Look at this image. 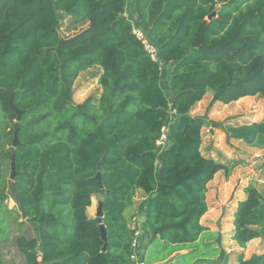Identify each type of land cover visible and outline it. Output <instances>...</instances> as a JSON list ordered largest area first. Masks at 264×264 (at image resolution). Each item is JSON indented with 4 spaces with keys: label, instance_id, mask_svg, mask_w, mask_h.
<instances>
[{
    "label": "trees",
    "instance_id": "trees-1",
    "mask_svg": "<svg viewBox=\"0 0 264 264\" xmlns=\"http://www.w3.org/2000/svg\"><path fill=\"white\" fill-rule=\"evenodd\" d=\"M127 2L0 0V242L15 214L4 205L12 186L26 217L17 227L34 232L14 239L21 264H129L137 191L146 197L141 217L153 246L139 261L230 264L220 238L204 241L213 235L200 220L207 184L220 171L228 179L238 162L205 157L201 131L220 129L264 151V118L233 126L190 112L207 93L211 104L258 96L264 105V0H132L155 60L125 18ZM62 25L75 34L60 36ZM161 66L171 67L167 90ZM95 67L99 96L75 104V80ZM16 125L18 145L6 150ZM12 154L16 174L5 183ZM243 192L231 239L241 249L260 239L263 251L239 254L236 264H264V197L253 181ZM97 196L105 241L87 216Z\"/></svg>",
    "mask_w": 264,
    "mask_h": 264
},
{
    "label": "rangeland",
    "instance_id": "rangeland-1",
    "mask_svg": "<svg viewBox=\"0 0 264 264\" xmlns=\"http://www.w3.org/2000/svg\"><path fill=\"white\" fill-rule=\"evenodd\" d=\"M132 0H128L125 10V16L127 19L131 22V25H135L133 23H137V20L135 18V15L133 13V10L130 7V2ZM60 36L62 37H69L75 34V31L73 30H66L65 26H61L60 28ZM171 67L170 66H161V86L164 90L168 89V76L170 73ZM101 71L99 68H92L89 70H86L79 74L77 79L75 80L73 84L72 89V101L75 104H80L84 100H86L89 96H95L98 97L100 94V87L97 84L98 76L100 75ZM211 94L207 93L203 99L198 102L193 109L191 110L190 114L192 115H201L206 116L208 120L215 122V123H223L224 125H242L245 122H250L256 117H260L261 106H262V100L255 96L252 100H248L246 102H238V103H231L228 105H222L220 103H212L211 104ZM212 130V131H211ZM201 152L205 156H212L214 160L216 161H224L221 162L225 165L230 164V157H240L239 153H229V148H231V145L229 144L232 140H227L224 132L220 129H202L201 131ZM233 143V142H231ZM236 145V144H234ZM240 146V144H238ZM237 146V147H238ZM232 147H235L232 145ZM12 149V147L6 145L5 149ZM159 149L162 148V146L158 147ZM239 149V148H237ZM259 157V156H258ZM257 155L253 156V161H255V166L260 165L264 161V155H260L258 158ZM229 161V162H228ZM222 173V172H221ZM10 170L6 171L5 174V183L10 182L9 179ZM227 179L223 176V174H219L214 183L212 184V188L209 189L208 192V200L211 206H215L217 200L216 197L219 195L218 191L221 189L223 185H225ZM229 180V179H228ZM240 179L238 176L235 177L234 182H238ZM10 190V189H9ZM229 196V193L227 194ZM135 203L132 209L129 211L130 213H133V211L137 214L136 215V221L140 222L138 224L137 230L143 229L142 224V217H141V211H142V195H135L134 199ZM100 202V197H93L91 206L88 208V215L91 218H95L97 215V209L98 204ZM4 205H6V208L8 210L13 209L15 211V214L8 220V223L10 225V230L8 232V236L5 237L3 241L0 242V260L3 261L4 264H7V262H12L14 264H21V258L18 255L14 239L19 236L20 234H23L26 232V234H29L30 236L34 233L33 227H31L30 224H25L23 229H18L17 222L24 221L21 219H16V215H18V208L15 204V202L12 199H8ZM128 211V210H127ZM126 211V212H127ZM222 215L227 216L228 210L225 208L223 209ZM17 221V222H16ZM203 240L206 238L205 235L202 236ZM149 238L146 235H140L137 236V242L136 246L141 249L143 248V242H146ZM153 246L149 249L148 252H146L145 258H150L151 254L153 253ZM140 255V254H139ZM157 264H164V262L157 263Z\"/></svg>",
    "mask_w": 264,
    "mask_h": 264
},
{
    "label": "crops",
    "instance_id": "crops-1",
    "mask_svg": "<svg viewBox=\"0 0 264 264\" xmlns=\"http://www.w3.org/2000/svg\"><path fill=\"white\" fill-rule=\"evenodd\" d=\"M127 19V17L125 16ZM101 71V69L99 68ZM101 92V90H100ZM255 97V96H254ZM254 97H244L239 99L235 103H240V102H246L248 100H252ZM260 98V97H259ZM261 99V98H260ZM262 100V99H261ZM261 114L260 117H256L250 122H245L244 124H249L253 122H258L261 121L264 118V105L262 101V106H261ZM190 116H201V115H192ZM212 131V130H211ZM233 142V143H231ZM229 144L231 145V148H229V153H239L240 157H230V162L231 161H237L238 165L234 167L230 173V176L225 182V185L221 187V189L218 191L219 195L216 197V204L215 206H211L209 200H208V192L209 189L212 188V184L214 183L216 177L219 174H223L218 172L215 174L213 180H211L207 184V193H206V202L208 206V210L205 213V215L201 218L200 223L204 227L209 229V232L212 233L213 237H208L209 239H205L204 241L208 242L210 239L211 241H214L216 238H220V245L221 248L229 255V263L230 264H236L237 262V256L239 254H243L245 259L250 258L254 254H260L263 251V243L260 239H255L250 241L244 249L239 248L235 242L232 241V235H233V226H232V221H233V213L236 209L237 203L239 201H242L245 199V194L243 192L244 188L248 185L249 182L253 181L256 185L257 190L261 193V195L264 197V161L258 166H255V161H253V156L258 155H264L263 150H259L256 148H251L248 146H245L241 141L239 140H232ZM236 144V145H234ZM240 144V146H238ZM235 146V147H232ZM238 146V147H237ZM239 148V149H237ZM202 153V152H201ZM205 156V155H204ZM212 158V156H205ZM258 157V158H259ZM218 162V161H217ZM224 161H219L221 163ZM229 162V161H228ZM222 163V164H223ZM224 176V174H223ZM239 177L238 182H234L235 177ZM229 193V196L227 194ZM136 195H142V204L145 203L146 197L143 195L141 191H137ZM135 203V201H134ZM228 210V215L224 217L221 213L223 212V209ZM87 216L88 215V209H87ZM91 218V217H90ZM137 223H140L139 221ZM139 225V224H138ZM137 225V226H138ZM136 226V227H137ZM138 229V227H137ZM139 231V236L140 235H145V230L144 228ZM138 241V240H137ZM150 249V246H147V241L143 242V248L139 249L136 246L135 249V257L138 262L140 259V256L146 255V252H148ZM187 251H184L182 253H185ZM18 253V252H17ZM140 254V255H139ZM19 255V254H18ZM20 256V255H19ZM3 263V261L1 260ZM166 262V261H165ZM164 262V264H165ZM7 264H14L12 262H7ZM117 264V263H113ZM129 264H134V262H130Z\"/></svg>",
    "mask_w": 264,
    "mask_h": 264
},
{
    "label": "water",
    "instance_id": "water-1",
    "mask_svg": "<svg viewBox=\"0 0 264 264\" xmlns=\"http://www.w3.org/2000/svg\"><path fill=\"white\" fill-rule=\"evenodd\" d=\"M214 16H215V13H212L209 17H207V20H210ZM168 94L172 95V92L170 90H168ZM9 104L11 105V103H9ZM20 116H21V112H17V122L20 121ZM17 132H18V125H16L15 130L13 131V140H12V145H11L12 149H14L18 145ZM15 174H16V171H15V166H14V155L12 154V159H11V163H10V175H9L10 181L13 180ZM95 178L98 180L99 187L102 190L103 186L101 183L100 165H98V171L96 173ZM9 189H10V193H11V197H12L13 201L15 202V204L18 205L22 220H25L26 217H25V214L23 212L22 203H21L19 197L15 193V190L12 186H10ZM102 216H103V213L101 210V202H99L98 209H97V215L94 219L96 220V222L100 226L101 238L103 241H105V229L101 224ZM104 249H105V246H104L103 250Z\"/></svg>",
    "mask_w": 264,
    "mask_h": 264
},
{
    "label": "built area",
    "instance_id": "built-area-1",
    "mask_svg": "<svg viewBox=\"0 0 264 264\" xmlns=\"http://www.w3.org/2000/svg\"><path fill=\"white\" fill-rule=\"evenodd\" d=\"M135 25H132V32L133 34L137 37V39H139L144 47V50L149 54L150 58L152 60H155L156 58V53L157 50L155 49V47L149 42L146 34L144 33V31L142 30V28L139 26V24L137 23H133ZM166 139V129H163V132L157 142V146H162L164 145ZM258 157V155H257ZM135 229V240L133 243V247H134V251L136 249V242H137V236H139V231L137 230V227H134ZM131 262H134V264H144L142 262H138L136 257H135V252L133 253L132 257H131Z\"/></svg>",
    "mask_w": 264,
    "mask_h": 264
}]
</instances>
